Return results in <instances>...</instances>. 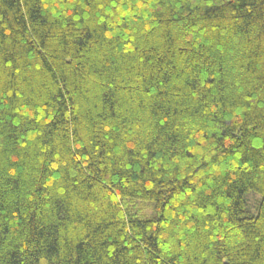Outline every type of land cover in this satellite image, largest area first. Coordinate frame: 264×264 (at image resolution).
I'll return each mask as SVG.
<instances>
[{
	"label": "trees",
	"instance_id": "16d2710c",
	"mask_svg": "<svg viewBox=\"0 0 264 264\" xmlns=\"http://www.w3.org/2000/svg\"><path fill=\"white\" fill-rule=\"evenodd\" d=\"M0 264H264V0H0Z\"/></svg>",
	"mask_w": 264,
	"mask_h": 264
}]
</instances>
